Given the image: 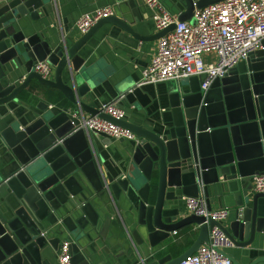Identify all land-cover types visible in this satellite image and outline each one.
Instances as JSON below:
<instances>
[{"label": "water", "instance_id": "water-1", "mask_svg": "<svg viewBox=\"0 0 264 264\" xmlns=\"http://www.w3.org/2000/svg\"><path fill=\"white\" fill-rule=\"evenodd\" d=\"M58 1L0 0V105L23 102L19 95L31 80L66 100L38 101L4 127L0 120V264H55L63 240L70 264H177L208 241L213 226L246 260L223 251L231 264H264V193L251 183L264 174V39L207 90L200 89V76L177 80L165 100L145 84L122 85L141 118L114 119L91 104V56L104 44L92 37L111 24L136 39H156L174 24L140 35L132 25L141 21L142 0H120L118 14L65 36ZM176 1L182 6L173 13L177 21L194 22L195 8L220 0ZM106 5L113 10V3ZM41 60L52 65L53 78L32 69ZM85 114L135 134L116 167L103 151L112 139L97 133L96 140L78 127ZM199 195L208 208L214 200H232L227 220L185 214L182 197ZM191 224L197 225L195 240L172 257L164 241ZM99 244L107 254L95 261L91 246Z\"/></svg>", "mask_w": 264, "mask_h": 264}, {"label": "built area", "instance_id": "built-area-1", "mask_svg": "<svg viewBox=\"0 0 264 264\" xmlns=\"http://www.w3.org/2000/svg\"><path fill=\"white\" fill-rule=\"evenodd\" d=\"M151 12L155 28L161 30L173 23V28L158 38L157 50L150 63L141 70L137 85L180 80L200 76V89L207 90L212 81L261 48L264 39V0H220L193 10L194 22L177 21L161 0H142ZM113 14L112 6L94 8L81 13L74 21L78 33L90 29L99 19ZM32 69L42 78H50L53 67L46 60L36 61ZM123 95L104 102L99 110L114 119H123L126 111L117 105ZM87 132L102 133L111 139L137 140L129 129L97 115L83 117L78 125ZM252 190L264 193V174L252 176ZM185 210L203 216L205 222L226 221L230 209L208 208L205 198L183 196ZM233 243L218 227L209 230L208 241L177 264H231L223 254ZM69 241L58 249V264H70Z\"/></svg>", "mask_w": 264, "mask_h": 264}, {"label": "crops", "instance_id": "crops-1", "mask_svg": "<svg viewBox=\"0 0 264 264\" xmlns=\"http://www.w3.org/2000/svg\"><path fill=\"white\" fill-rule=\"evenodd\" d=\"M164 5L169 9L171 13H176L182 9V6L176 0H163ZM108 3H113V12L118 9L120 0H61L58 1L57 7L59 11L60 21L63 25V32L65 36H69V33L74 32V35H78V31L74 28V21L77 16L83 11L93 9L98 6H105ZM141 10V21L136 22L132 25L136 32L140 35H152L159 30L155 28L154 22L151 18V12L143 3H140ZM125 9L124 6H122ZM121 8V9H122ZM75 36L72 38L74 39ZM93 41H99L102 44L100 47L97 46L91 56L94 59V73H96L95 80L90 90L93 95L92 105L99 107L102 103L115 100L119 95L123 94L119 87L122 85L134 86L141 78V70L148 65L156 53L157 41L156 39H136L129 33L122 31L111 24H104L101 26L94 36ZM54 70L50 75L53 78ZM63 81H68V75L66 72L63 73ZM36 81L31 80L29 88L23 90L19 95V98L23 102L11 101L6 105H0V113L6 114L5 118H0L2 125H4L13 118H22L23 113L29 111V108H35L38 101L48 102L49 106L55 105L52 101L46 99L45 90L43 88L31 89L30 87L36 86ZM177 83V80H170L164 82H158L155 84H145L146 89L151 93H156L157 98L165 100L166 93L169 88ZM38 90V93L33 94ZM56 90V89H55ZM58 91V90H57ZM59 92V91H58ZM60 93V92H59ZM66 102L63 98L60 99ZM27 105V106H26ZM117 105L126 111L125 119L130 121H138L141 117L139 113V107L137 103L130 104L123 97L117 101ZM87 116V114H85ZM92 137L97 140V134L91 133ZM105 140V139H104ZM108 142V141H107ZM127 140L123 139H112L108 144L104 143L103 151L105 157L111 160L112 164L116 167L117 162L121 158L120 150L127 143ZM114 167V168H115ZM120 204L124 205V198H120ZM232 200L227 199L223 203H218L215 200L211 202V208H231ZM114 205V203H112ZM124 208V206H121ZM185 214H189L185 210ZM110 231H108L109 233ZM198 234L197 225H186L178 231L171 234V236L164 241V243L170 242L169 252L172 257L179 255L185 251L195 240ZM92 247L91 256L93 260L99 261L102 256L107 254L106 246ZM116 250V248H114ZM229 255L239 256V250L232 246L226 250ZM240 262H245L244 257H240ZM55 264H58V251L55 252L54 258Z\"/></svg>", "mask_w": 264, "mask_h": 264}, {"label": "trees", "instance_id": "trees-1", "mask_svg": "<svg viewBox=\"0 0 264 264\" xmlns=\"http://www.w3.org/2000/svg\"><path fill=\"white\" fill-rule=\"evenodd\" d=\"M31 89H40L43 88L45 90V97L47 100L52 101L53 103H57L58 101H60V99L62 98L61 93H59L57 90L46 87V86H41L38 83H36L35 87H30ZM64 102V101H63ZM61 104V103H60Z\"/></svg>", "mask_w": 264, "mask_h": 264}]
</instances>
